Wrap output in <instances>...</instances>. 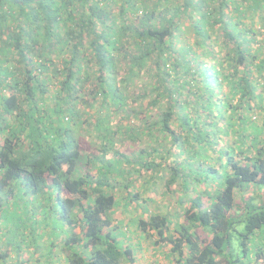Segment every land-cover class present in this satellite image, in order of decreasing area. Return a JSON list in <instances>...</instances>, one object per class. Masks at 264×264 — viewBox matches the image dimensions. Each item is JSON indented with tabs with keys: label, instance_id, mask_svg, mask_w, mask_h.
<instances>
[{
	"label": "trees",
	"instance_id": "trees-1",
	"mask_svg": "<svg viewBox=\"0 0 264 264\" xmlns=\"http://www.w3.org/2000/svg\"><path fill=\"white\" fill-rule=\"evenodd\" d=\"M160 183L166 261L264 264V0H0V264H133Z\"/></svg>",
	"mask_w": 264,
	"mask_h": 264
},
{
	"label": "rangeland",
	"instance_id": "rangeland-1",
	"mask_svg": "<svg viewBox=\"0 0 264 264\" xmlns=\"http://www.w3.org/2000/svg\"><path fill=\"white\" fill-rule=\"evenodd\" d=\"M85 136H82V141ZM232 141V139H230ZM82 145H85L84 141ZM151 200L152 202H148ZM176 201L175 195H167L162 184L156 186L155 191H147L141 195V200L133 203L128 208L126 212L122 208H117L114 214L115 221L119 222L118 229L125 232V237L127 244H134L136 242L140 243L139 248L131 245L132 254H134L135 262L133 264H171V262L166 261L165 249L158 248L157 245H152L156 238L141 239L139 236L141 233L138 230H134L131 226L134 220L139 219L142 213L148 215L144 212L145 209L150 212H172L174 203ZM175 208V207H174ZM146 211V210H145ZM145 219V218H144ZM132 230V231H131ZM203 236V233H200ZM237 243V238H233Z\"/></svg>",
	"mask_w": 264,
	"mask_h": 264
}]
</instances>
